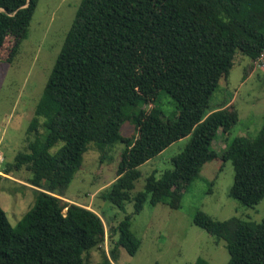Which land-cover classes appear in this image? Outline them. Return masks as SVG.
Returning a JSON list of instances; mask_svg holds the SVG:
<instances>
[{
  "label": "trees",
  "instance_id": "16d2710c",
  "mask_svg": "<svg viewBox=\"0 0 264 264\" xmlns=\"http://www.w3.org/2000/svg\"><path fill=\"white\" fill-rule=\"evenodd\" d=\"M37 3L0 0V46L13 39L3 60H13ZM263 48L264 0H80L28 123L33 137L2 171L27 170L34 202L15 226L0 205V264H89L83 253L92 248L101 250L94 264H114L118 246L136 252L140 240L130 215L110 228L106 252L101 215L62 199L91 142L103 157L106 146L123 143L115 178L101 197L118 208L132 202L134 214L146 201L179 208L200 167L217 157L233 166L229 195L257 204L264 197V120L254 137L227 139L237 110L232 103L210 110L209 103L235 54L250 59L247 76ZM162 92L175 103L173 119L155 105ZM125 121L134 125V136L120 134ZM219 130L221 152L213 147ZM187 135L172 168L158 178L149 174L131 196L138 166ZM192 222L226 238V264H264V218L218 220L197 210Z\"/></svg>",
  "mask_w": 264,
  "mask_h": 264
},
{
  "label": "rangeland",
  "instance_id": "374dc122",
  "mask_svg": "<svg viewBox=\"0 0 264 264\" xmlns=\"http://www.w3.org/2000/svg\"><path fill=\"white\" fill-rule=\"evenodd\" d=\"M80 0H38L35 11L26 27V35L19 41V49L12 61L13 39L0 46V172L11 163L15 154L23 151L27 139V126L33 116L55 57L70 27ZM250 59L237 52L226 80H220L210 100V110L232 103L238 113V121L226 134L252 138L264 120V71L253 68L244 76V68ZM165 118L173 119L177 110L171 97L162 92L155 103ZM145 107V105L143 106ZM41 131L42 128H40ZM134 125L125 121L120 134L134 136ZM182 137L160 153L138 166L139 177L130 191L131 196L143 190L145 178L154 173L158 178L172 168L171 158L189 141ZM61 142L58 143V145ZM53 146L51 151L56 147ZM225 146V135L219 130L213 140L218 152ZM123 143L116 141L103 153L95 143H90L83 154L81 165L64 191L62 199L93 209L101 215L107 235L104 250L109 252L108 234L125 215H130V230L140 240L134 254L118 246L114 264H226L228 252L226 238L217 239L192 222L197 210L214 219L238 217L260 222L264 218V197L253 206H245L229 195L233 181L230 160L220 157L208 160L197 176L182 192L180 207L175 209L164 202L149 204L146 201L139 213H133L132 202L123 208L101 197L115 178ZM4 174V173H2ZM0 181V205L8 221L15 226L34 202L33 186L28 183L30 173L24 168L3 175ZM118 233L113 236L116 240ZM89 264L101 259V250L92 248L83 253Z\"/></svg>",
  "mask_w": 264,
  "mask_h": 264
},
{
  "label": "built area",
  "instance_id": "2783aa9c",
  "mask_svg": "<svg viewBox=\"0 0 264 264\" xmlns=\"http://www.w3.org/2000/svg\"><path fill=\"white\" fill-rule=\"evenodd\" d=\"M254 68L264 71V48L258 54V56L252 60ZM2 160V155L0 154V161ZM1 173V172H0Z\"/></svg>",
  "mask_w": 264,
  "mask_h": 264
}]
</instances>
